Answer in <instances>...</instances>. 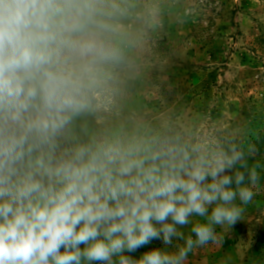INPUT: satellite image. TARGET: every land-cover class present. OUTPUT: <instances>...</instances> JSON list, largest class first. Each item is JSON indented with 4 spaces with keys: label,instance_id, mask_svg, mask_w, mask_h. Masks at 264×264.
Segmentation results:
<instances>
[{
    "label": "clouds",
    "instance_id": "1",
    "mask_svg": "<svg viewBox=\"0 0 264 264\" xmlns=\"http://www.w3.org/2000/svg\"><path fill=\"white\" fill-rule=\"evenodd\" d=\"M198 11L0 0V264H186L244 218L264 171L250 122L173 79V29Z\"/></svg>",
    "mask_w": 264,
    "mask_h": 264
},
{
    "label": "rangeland",
    "instance_id": "2",
    "mask_svg": "<svg viewBox=\"0 0 264 264\" xmlns=\"http://www.w3.org/2000/svg\"><path fill=\"white\" fill-rule=\"evenodd\" d=\"M197 4L198 14L173 29V79L189 107L250 122L264 157V0ZM254 190L244 218L230 229L218 226L220 243L195 249L186 264H264V171ZM163 247L154 240L126 255L139 259Z\"/></svg>",
    "mask_w": 264,
    "mask_h": 264
}]
</instances>
